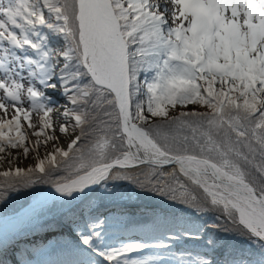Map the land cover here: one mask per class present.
Instances as JSON below:
<instances>
[{
    "label": "snow or ice",
    "instance_id": "6c2138e0",
    "mask_svg": "<svg viewBox=\"0 0 264 264\" xmlns=\"http://www.w3.org/2000/svg\"><path fill=\"white\" fill-rule=\"evenodd\" d=\"M49 34L62 46L50 47ZM42 88L62 91L58 131L74 136L34 167L0 173V200L50 185L78 235H53L34 251L59 258L36 264H164L130 254L168 244L110 246L107 218L85 219L72 206L109 179L215 210L213 230L260 249L257 260L224 264H264V0H0V154L27 156L57 139ZM49 198L35 195L21 231L39 230L32 220Z\"/></svg>",
    "mask_w": 264,
    "mask_h": 264
},
{
    "label": "trees",
    "instance_id": "16d2710c",
    "mask_svg": "<svg viewBox=\"0 0 264 264\" xmlns=\"http://www.w3.org/2000/svg\"><path fill=\"white\" fill-rule=\"evenodd\" d=\"M49 35L54 39V46L63 43L62 38ZM165 170L170 171V166ZM4 179L0 176V183L3 184ZM47 188H50V185L36 184L30 188L17 187L15 190H7L5 199L0 200V213L20 207ZM72 206L78 213L82 212L85 219L89 217V213L99 217L101 221L107 218L105 244L115 245L123 240H134L147 244L163 242L169 245L168 248H145L142 252L130 254L132 258L163 260L164 264L187 262L190 259H207L216 264H224L226 260L233 258L257 260L260 256L258 245L253 244L249 238L215 231L210 227L218 215L215 210L189 207L153 191L136 187L127 180L109 179L102 186H97L86 198L81 197L73 201ZM61 207L59 201H54L46 206L43 214L33 217L32 222L43 221L54 226L61 223L68 225L69 222L60 215ZM73 226L74 229L75 225ZM197 229L202 230L196 231ZM185 231L192 232L196 238L184 235ZM173 236L178 239L171 238ZM57 238L68 240L76 239L77 236L63 229ZM209 239L216 240L215 247L207 244ZM54 255L56 259L59 258L58 254L53 252L48 260H55ZM36 261H45L44 255L38 254L32 262L36 264Z\"/></svg>",
    "mask_w": 264,
    "mask_h": 264
},
{
    "label": "rangeland",
    "instance_id": "374dc122",
    "mask_svg": "<svg viewBox=\"0 0 264 264\" xmlns=\"http://www.w3.org/2000/svg\"><path fill=\"white\" fill-rule=\"evenodd\" d=\"M163 3V0H162ZM63 43L58 44L56 46H54L53 44L49 43L50 47H61ZM26 75V73H25ZM37 87H40L39 85H37ZM59 88H56V90H58ZM43 91H45V89H41ZM47 96L48 94L45 93ZM50 95L52 96H56V93H50ZM66 98V97H65ZM25 107H27V104H25ZM53 108H55L56 110H59V112L62 110V108L60 109L58 105H52ZM55 111H53L52 114H54ZM9 115H11V110H9ZM55 116V115H54ZM58 116V115H57ZM56 119L54 120L53 115H52V120L54 121V126H55V131H50V134L57 137V139L48 141L47 144H42L39 148H36L33 151H30L27 156H25L23 154L22 149H8V151L4 154H0V173L4 172V171H9V170H13L15 168H21V169H27L28 167H32L37 159H43L46 154L48 152H51L52 149H54L55 147H61V148H66V144L70 141L71 138H73L74 134H70L68 131L65 134H61L59 132H57L58 130V126L59 124L62 122L61 119H57V117H55ZM32 121L33 123H38V118L36 116V114H33L32 117ZM24 127H26V122L24 124ZM71 129V128H70ZM31 131L29 130V146L30 147H34V140L35 137L31 136ZM43 140V138H41ZM49 193V192H47ZM40 223H43V221H40ZM8 224V222L6 223ZM16 223L12 222L11 225H9L7 232L8 231H14V227H16L15 225ZM14 225V226H13ZM21 225V224H20ZM11 226V227H10ZM70 226H73L72 224H70ZM20 227V226H19ZM6 231V226L3 227ZM58 228V225H56V230ZM43 229V233H47L45 234L46 236H48L47 238H50L51 235H53L55 232L52 231H48L46 230L44 227H42ZM45 229V230H44ZM42 243V242H41ZM122 243H134V240H123L121 241L119 244H115V245H110V246H120Z\"/></svg>",
    "mask_w": 264,
    "mask_h": 264
},
{
    "label": "water",
    "instance_id": "95a60500",
    "mask_svg": "<svg viewBox=\"0 0 264 264\" xmlns=\"http://www.w3.org/2000/svg\"><path fill=\"white\" fill-rule=\"evenodd\" d=\"M57 195L58 194H56V193H52L51 195H50V198L48 199V201L47 202H50V201H52L53 199H55L56 197H57ZM33 201H30L28 204H26L23 208H22V210H20L19 212H14V213H10V214H6V215H4L1 219H0V224L1 223H3L4 221H6V220H8L9 218H11V216H15V215H19V214H22V213H27L28 211H29V207H28V205L30 204V203H32Z\"/></svg>",
    "mask_w": 264,
    "mask_h": 264
},
{
    "label": "bare ground",
    "instance_id": "6f19581e",
    "mask_svg": "<svg viewBox=\"0 0 264 264\" xmlns=\"http://www.w3.org/2000/svg\"><path fill=\"white\" fill-rule=\"evenodd\" d=\"M55 114H56V113H55ZM53 117H55L54 114H53ZM58 117H59V115H58ZM58 117H57V118H58ZM53 123H54V121H53ZM57 132H59V131L57 130ZM54 193H55V192H54Z\"/></svg>",
    "mask_w": 264,
    "mask_h": 264
}]
</instances>
